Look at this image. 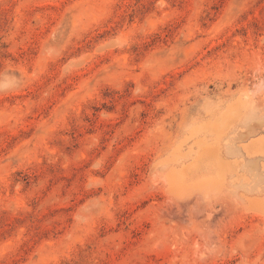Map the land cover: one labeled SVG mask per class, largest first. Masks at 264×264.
<instances>
[{
  "label": "rangeland",
  "instance_id": "374dc122",
  "mask_svg": "<svg viewBox=\"0 0 264 264\" xmlns=\"http://www.w3.org/2000/svg\"><path fill=\"white\" fill-rule=\"evenodd\" d=\"M262 147L264 0H0V264H264Z\"/></svg>",
  "mask_w": 264,
  "mask_h": 264
},
{
  "label": "bare ground",
  "instance_id": "6f19581e",
  "mask_svg": "<svg viewBox=\"0 0 264 264\" xmlns=\"http://www.w3.org/2000/svg\"><path fill=\"white\" fill-rule=\"evenodd\" d=\"M236 110H232L229 113L231 115H238L239 112L236 111ZM223 120L225 121V118H223L222 120H220V122H221L219 124L220 126H223V125H221V124L224 123ZM207 126H208V129H209V130H207V132H211L212 134H216L215 131L218 130V129H220V127L217 126L216 124H214L212 121L211 122H208L207 123ZM218 139H219V136L214 137L212 139V143H215L214 146H216V147H212L211 145H209L208 142H203L202 141V142H199L198 143L199 151L196 152L197 153V156L195 155L196 157L194 159V163H193L192 167L189 168L190 171L188 173H182L181 175H178L177 176V181L178 182L184 180V178L186 177V175H189V174H191V178L192 179H194L195 181L199 182L200 184L201 183L202 184H205V183H217L219 181H222L225 178V176H226V166H227V163L225 162V160H224V158H223V156H222L219 148L217 149V145L216 144H218ZM255 145H254V147H255ZM249 148H250V146H249ZM191 151H194V150H191ZM248 151H250V150H248ZM196 153H194V154H196ZM257 153L258 154H264V147H262L259 150H254V151H252V152H250L248 154H251V155L254 154L255 155ZM188 155H189V153H188ZM192 156H194V155H192ZM183 158H186V157L182 156V159ZM206 158H207V164L202 165L204 162H206ZM179 162H180V159H177L176 158V159H174L173 164L175 165V164H178ZM201 171L203 173L199 174ZM171 173H173V172H171ZM169 177H170V175H169ZM171 181H173V180H171ZM173 188H174V186H173ZM209 189H212V188H209Z\"/></svg>",
  "mask_w": 264,
  "mask_h": 264
}]
</instances>
